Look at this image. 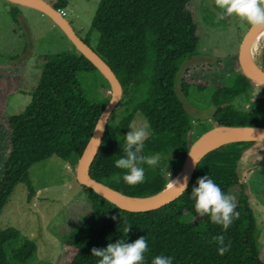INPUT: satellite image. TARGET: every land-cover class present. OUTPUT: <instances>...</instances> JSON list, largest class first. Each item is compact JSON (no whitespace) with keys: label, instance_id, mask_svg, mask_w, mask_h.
Segmentation results:
<instances>
[{"label":"trees","instance_id":"16d2710c","mask_svg":"<svg viewBox=\"0 0 264 264\" xmlns=\"http://www.w3.org/2000/svg\"><path fill=\"white\" fill-rule=\"evenodd\" d=\"M190 2L101 0L93 18L92 28L100 33L93 49L111 66L123 86L118 104L123 114L116 124L108 121L90 174L128 197H149L164 190L181 170L191 146L210 129L264 126V97L253 96L247 108L236 105L238 98L250 95L256 86L240 69L228 73L221 85L182 82L184 91L192 87L200 91L214 89L216 111L211 117L212 127L197 125L185 108L176 90L177 66L182 59L198 52L200 40ZM68 4L69 0H60L55 7L62 9ZM12 13L17 14V9H12ZM83 40L90 45L88 39ZM21 63L25 64L17 65ZM15 66L0 62V109L3 96L18 88L23 78L22 70H15ZM42 69L30 104L23 113L8 118L9 152L0 180V215L19 183L27 186L29 199L36 194L29 176L36 163L54 155L64 160L80 158L111 98L108 94L105 101L88 102L78 75L98 69L78 50L61 52L46 61ZM261 90L264 92V86ZM117 110L118 107L114 111ZM137 112L150 127L142 154L158 155L161 160L154 167L142 165L145 182L131 186L123 180L125 170L116 168L115 161L125 156V136ZM254 143H230L210 152L199 162L186 191L157 210L126 211L85 188L92 209L80 230L64 243L75 251L68 264H98L99 258L92 255V248L102 249L120 240L132 243L140 237L146 238L149 248L144 264H151L158 255L172 257L173 264H264L256 242L255 213L239 173L244 150ZM174 160L180 167L171 175L166 163ZM205 175L226 195L236 186L241 189L236 202L239 219L226 232L210 217H199L195 211L190 195L192 188L198 186L197 180ZM128 227L126 233L124 229ZM19 234L15 228H0V264H10L7 245ZM221 234L226 243L231 242L224 255L218 254V246L212 242L214 236ZM36 252L37 245L26 240L13 250L11 257L23 264Z\"/></svg>","mask_w":264,"mask_h":264},{"label":"rangeland","instance_id":"374dc122","mask_svg":"<svg viewBox=\"0 0 264 264\" xmlns=\"http://www.w3.org/2000/svg\"><path fill=\"white\" fill-rule=\"evenodd\" d=\"M46 1L53 6L60 2ZM100 1L69 0V4L60 9L78 35L88 39L93 48L100 39V33L92 28ZM189 8L198 24L200 40L198 52L178 63L176 90L197 125L204 124L210 128L213 126L211 117L216 111L214 89L200 91L192 87L184 91L182 82L192 80L221 85L228 73L241 70L238 59L240 45L251 25L235 15L221 19L222 10L215 5V0H191ZM12 9H17V14L12 13ZM73 50H77L73 42L48 15L29 6L0 0V62L16 64L14 69L23 73L19 87L11 89L2 98L0 180L9 152L8 118L23 113L30 104L45 62L61 52ZM263 50L264 38L259 41L254 58L255 64L264 69ZM19 62L25 64L17 65ZM103 77L98 71L78 75L82 92L90 104L105 101L111 94V87L110 90L106 89L108 84ZM262 86L257 83L250 95L236 100V105L247 108L253 96L264 97ZM117 107L118 110L109 118L111 124H116L123 114V108ZM140 127L150 134L146 119L137 112L129 132ZM160 160L161 157L158 162ZM78 165L79 159L64 160L56 155L36 163L29 175L36 191L31 199L28 198L29 191L25 184L16 185L0 215L1 229L11 227L20 233L15 241L7 245L10 264H19L13 261L11 255L26 240L37 245V252L23 264H68L75 254L64 243L80 230L92 209L85 194L86 187L77 180ZM166 167L173 175L180 164L174 160L166 163ZM239 173L255 213L256 242L264 259V141L244 150ZM240 193L238 186L230 192L236 197V202Z\"/></svg>","mask_w":264,"mask_h":264},{"label":"water","instance_id":"95a60500","mask_svg":"<svg viewBox=\"0 0 264 264\" xmlns=\"http://www.w3.org/2000/svg\"><path fill=\"white\" fill-rule=\"evenodd\" d=\"M7 1L35 8L52 18L53 21L67 34L76 49L106 78L111 87L110 101L98 119L93 134L79 158L77 180L80 184L86 188L94 190L97 194L113 203L118 208L131 212L157 210L179 198L184 192L180 193L177 188L165 196H161L162 190L161 192L149 197H128L111 189L103 183L98 182L91 176V165L94 162L102 144L109 118L122 99L123 86L111 66L93 49V47H91L78 35L71 23L61 13L60 9H57L55 6L49 4L46 0ZM259 29L260 28H253L250 26L240 45L238 59L243 74L256 84L259 83L264 86V69L255 64L250 54L253 37ZM217 132L223 133L215 134ZM212 133H214V136L210 139H205L206 135ZM261 141H264V126H217L212 128L203 134L191 146L180 170V172H182L180 184H183L185 182V178H187V185L189 186L199 162L210 152L230 143H256ZM189 153L192 156L189 155Z\"/></svg>","mask_w":264,"mask_h":264},{"label":"clouds","instance_id":"9594fccd","mask_svg":"<svg viewBox=\"0 0 264 264\" xmlns=\"http://www.w3.org/2000/svg\"><path fill=\"white\" fill-rule=\"evenodd\" d=\"M215 5L222 10L221 19L235 15L253 28H264V0H215ZM147 135V129L144 127L128 132L125 136V156L115 161L116 168L125 170L123 180L128 185L135 186L145 182V170L142 165L154 167L158 163V155L142 154ZM197 185L192 188L190 195L195 202L196 213L199 217H210L212 223L221 225L226 232L234 220L239 219L240 216V213L236 211V197L232 194L226 195L207 175L199 178ZM168 187L171 188L173 185L169 184ZM187 187V178L183 184L176 186L180 193L185 192ZM129 230L130 227L124 229L126 233ZM212 242L217 244L220 255H224L231 248V242L226 243L225 236L222 234L214 236ZM148 250L146 238L140 237L132 243L120 240L109 243L102 249L94 247L91 252L93 256L99 258L98 264H144V254ZM151 264H173V258L158 255L152 259Z\"/></svg>","mask_w":264,"mask_h":264},{"label":"bare ground","instance_id":"6f19581e","mask_svg":"<svg viewBox=\"0 0 264 264\" xmlns=\"http://www.w3.org/2000/svg\"><path fill=\"white\" fill-rule=\"evenodd\" d=\"M264 38V28H260L256 34L253 37L252 43H251V48H250V54H251V58L254 61V58L256 56V53L258 51V43L261 39ZM223 132H217L215 134H221ZM212 136H214V133L206 135L205 139H210ZM181 178H182V172L179 171L178 175L176 177H174L173 180H171L165 187V189L162 191L161 196H165L169 193H171L172 191H174L176 189V186L178 187L180 182H181ZM172 184L173 187L169 188L168 185Z\"/></svg>","mask_w":264,"mask_h":264}]
</instances>
